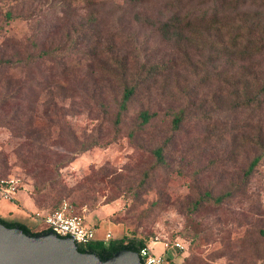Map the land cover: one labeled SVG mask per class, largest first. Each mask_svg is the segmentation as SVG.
Listing matches in <instances>:
<instances>
[{
  "label": "rangeland",
  "instance_id": "obj_1",
  "mask_svg": "<svg viewBox=\"0 0 264 264\" xmlns=\"http://www.w3.org/2000/svg\"><path fill=\"white\" fill-rule=\"evenodd\" d=\"M86 1L0 0V59L17 63L0 67V181L20 185L16 201L0 197V217L19 220L10 210L22 209L21 194L44 211L67 200L87 226L99 222L100 237L178 239L185 249L175 264H264V158L244 192L195 208L199 196L237 185L259 154L252 142L264 111L237 106L234 94L264 83V57L218 53L209 32L167 41L157 29L173 13L164 2L91 0L103 6L90 10ZM156 65L167 72L145 82ZM135 79L150 82L117 131L124 87ZM146 111L156 116L139 128ZM29 208L33 230L44 231Z\"/></svg>",
  "mask_w": 264,
  "mask_h": 264
},
{
  "label": "trees",
  "instance_id": "obj_2",
  "mask_svg": "<svg viewBox=\"0 0 264 264\" xmlns=\"http://www.w3.org/2000/svg\"><path fill=\"white\" fill-rule=\"evenodd\" d=\"M129 2L135 6L151 2H164L171 6L173 10L172 15L166 18V20H162L157 27L159 33L167 41H177L180 43L186 40L200 38L203 32H209L216 35L218 39L216 42L218 53L224 52L231 55L242 56L244 60H249L257 56L264 57V0H129ZM84 5L87 9L95 10L101 5L103 6V2L88 0ZM185 8H187L188 11L183 13ZM90 24L97 25V17L94 16ZM47 56L44 57L46 58ZM16 64L17 63H14L12 59H0V67H14ZM116 67H118V72H115V74L126 78V71L123 66L117 64ZM164 72H167V67L164 65L149 66L145 76V78L148 77V79H145V82L158 78ZM242 80L247 82L248 75L246 74ZM149 82L144 83L141 81V83L138 84V81L135 79L133 83L124 87L122 98L118 105L119 110L115 119L117 131L121 124V115L128 110L129 103L141 88V84H148ZM234 98L237 100V106L264 111V83L260 84L258 89L254 92L252 90L250 91L247 86H243L239 93L236 92L234 94ZM155 116L156 114H150L147 111L141 113L139 128H143L149 124ZM182 120V116H176L174 118L173 124L176 129H178ZM135 133L136 131H132L131 136L133 137ZM252 144L259 151V154L249 165L247 171L243 173L240 182L217 198H212L208 193L199 196L195 204L196 209L206 202L220 205L225 200H230L237 193L246 190L250 183V177L264 158V125L261 126L259 135ZM94 146H97V143L84 147L82 152ZM155 155L158 164L164 162L163 148L156 149ZM149 174L150 172L144 174L145 178L139 187H136V190L140 189V186L146 183L147 179L150 177ZM134 195L137 196L138 194L135 193ZM32 199L36 204L35 199L33 197ZM60 204L61 202L47 212L56 211ZM73 207L75 208L74 205ZM0 222L10 228L18 227L22 229L24 233L32 236L47 232H35L23 223L16 221L8 222L1 217ZM200 234L201 232L198 229L194 230V236H199ZM148 241L149 237L140 238L134 234L131 236L123 235L122 237L112 239L107 245L102 241H96L85 246L78 245V249L80 252L93 253L103 260L121 250H131L139 253L140 249L144 247Z\"/></svg>",
  "mask_w": 264,
  "mask_h": 264
},
{
  "label": "water",
  "instance_id": "obj_3",
  "mask_svg": "<svg viewBox=\"0 0 264 264\" xmlns=\"http://www.w3.org/2000/svg\"><path fill=\"white\" fill-rule=\"evenodd\" d=\"M0 264H143L139 254L121 250L101 259L80 252L71 237H59L51 231L28 235L18 227L0 222Z\"/></svg>",
  "mask_w": 264,
  "mask_h": 264
},
{
  "label": "built area",
  "instance_id": "obj_4",
  "mask_svg": "<svg viewBox=\"0 0 264 264\" xmlns=\"http://www.w3.org/2000/svg\"><path fill=\"white\" fill-rule=\"evenodd\" d=\"M19 181L6 179L0 181V197L8 201H16L19 192ZM36 218L44 225V231H51L59 237H71L77 245H88L96 241L108 244L112 234L104 237L97 234V229L85 224V219L75 211L73 205L63 200L54 212H36ZM160 246V247H158ZM185 247L178 240L161 239L156 236L140 249L139 257L143 264H175Z\"/></svg>",
  "mask_w": 264,
  "mask_h": 264
},
{
  "label": "crops",
  "instance_id": "obj_5",
  "mask_svg": "<svg viewBox=\"0 0 264 264\" xmlns=\"http://www.w3.org/2000/svg\"><path fill=\"white\" fill-rule=\"evenodd\" d=\"M17 201H18L17 205L19 207H21L22 209H19L16 205H14L13 206L14 209L10 210V215H17L19 220H17L16 222L23 223V224L27 225L30 229L33 230V227L30 225V221H28V218H29L28 216L30 215V213H29L28 210H24V209H27L29 207H31V208L33 207V208H35V212H37V211L38 212H47V211L39 209L38 206H36V204L34 203V200L32 199L31 196L29 198L28 196L21 194V197H19V199ZM23 212H25V213H23ZM90 215L94 217V214H90ZM84 219H85V222H86V220H87L86 217ZM98 224H99L98 221H95L94 223H92V225L94 227H98ZM89 225H91V224H89ZM107 233H111L112 234V232L110 230H107V232L105 234H107ZM119 233H121V232H119ZM100 234L102 235V233H100ZM112 237H113L112 239H116L113 236V234H112Z\"/></svg>",
  "mask_w": 264,
  "mask_h": 264
}]
</instances>
